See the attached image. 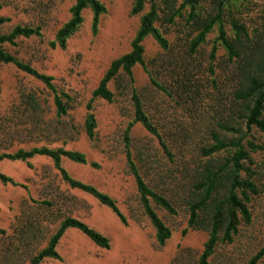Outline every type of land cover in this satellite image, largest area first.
Returning a JSON list of instances; mask_svg holds the SVG:
<instances>
[{
    "label": "rangeland",
    "instance_id": "374dc122",
    "mask_svg": "<svg viewBox=\"0 0 264 264\" xmlns=\"http://www.w3.org/2000/svg\"><path fill=\"white\" fill-rule=\"evenodd\" d=\"M76 0H0V16L10 22L0 27V35L16 26L41 27L42 37L20 39L16 47L6 49L41 74L53 78L59 92L69 95L68 116L58 117L53 95L41 82L14 66L0 65V154L47 147L78 151L100 169L76 165L64 159V167L77 180L91 184L111 195L118 203L127 224L91 196L71 189L61 178L52 160L38 157L29 163L3 161L0 172L23 186L4 185L0 181V264H31L44 250L61 223L73 217L110 240V249L97 247L76 230H69L58 246L60 261L42 264H199L209 233L189 229L185 202L197 169L207 160L199 157V146L213 143L211 131L231 115L230 67L220 49L211 62L210 54L217 32L200 52L189 57L190 29L179 25L158 26L170 41L164 52L148 38L145 42L148 71L167 91L154 87L149 74L140 66L134 69L135 83L125 76L110 85L115 101L93 102L98 121L96 142L84 132L87 105L112 62L130 51L139 28V16H132L133 0H99L107 8L97 35L92 30V12L84 13V23L65 50L52 49L50 43L71 17ZM264 0L253 2L242 15L253 29L264 24ZM216 72L212 76L210 68ZM213 81L217 82V88ZM185 87L186 90H185ZM142 97L146 110L161 131L172 156L160 141L140 124L130 131V149L146 182L170 199L177 215L156 207L159 216L172 230L165 246L156 240V232L139 202L135 180L129 172L124 137L134 120L132 90ZM233 124V123H232ZM234 125V124H233ZM246 141L263 147L251 153L247 165L253 172L258 194L249 204L252 223L243 224L230 244L221 243L211 264H247L264 247V134L245 124ZM225 140L236 136L221 133ZM232 154L222 153L214 161ZM185 231L187 233L185 234ZM264 264V261L261 263Z\"/></svg>",
    "mask_w": 264,
    "mask_h": 264
},
{
    "label": "trees",
    "instance_id": "16d2710c",
    "mask_svg": "<svg viewBox=\"0 0 264 264\" xmlns=\"http://www.w3.org/2000/svg\"><path fill=\"white\" fill-rule=\"evenodd\" d=\"M255 1L258 0H133L131 15L139 16L140 21L130 51L112 62L99 86L93 92L92 101L87 105L83 128L88 139L96 142L98 121L93 102L100 99L113 103L116 97L110 88L113 82L125 76L129 84L133 85L135 83L134 69L140 66L149 74L154 87L167 92L148 71L145 58L144 44L148 38H152L164 52L171 49L170 41L158 26L160 22L167 26H178L179 22H184L185 24H180L182 28L190 29L189 57L196 56L208 43L209 37L217 32L210 59L214 62L220 49L226 53V61L230 67L229 80L233 85L232 104L229 121L218 123L219 131H211L213 143L199 146L196 149L199 150V157L207 160V163L197 169L185 202L189 213V229L204 230L209 233L199 264H211L210 260L217 247L221 243H232L240 233L241 226L243 224L249 226L252 223L253 217L249 204L251 196L259 192L253 182L254 172L247 165L252 162L251 153L259 152L263 150V147L254 141H246L249 133L244 134V131L238 127L239 124H245L248 131L255 128L264 134V24L261 29L252 30L242 18L244 12ZM2 9L0 5V12ZM87 10H90L93 15V34H98L101 19L107 13V8L99 0H76L70 10V19L57 32L55 40L49 44L52 49L65 50L67 48L68 42L82 27L85 19L84 13ZM9 22V18L0 16V27ZM42 36L41 27L21 25L16 26L8 34L0 35V65L14 66L20 72L45 85L53 95L58 117H66L68 116V105L65 101L71 100L69 95L59 92L52 77L41 74L33 66L21 61L6 49L7 46L16 47L20 39L29 40ZM210 72L212 76H215L214 67L210 68ZM213 85L217 88L216 81H213ZM1 93L0 88V95ZM131 103L134 120L124 137L127 167L135 180L140 206L155 229L156 240L160 246H165L172 238V230L159 216L156 207L171 216L177 215V210L173 202L156 192L140 172L130 149L131 129L136 124H140L150 135L160 141L166 154L170 157L172 154L135 88L132 90ZM221 133L236 137L225 140ZM226 152L232 154L223 161H214L215 157ZM38 157L52 160L62 180L71 189L91 196L101 206L109 209L122 224H127L126 217L111 195L91 184L75 179L64 167V159H67L76 165L90 166L96 170L101 168L98 163H90L87 155L82 152L63 148L36 147L31 150H19L12 154H0V163L3 161L29 163ZM0 181L4 185L21 186L1 172ZM69 230L80 232L101 249H110V240L105 235L79 219L68 217L51 237L48 246L32 258L31 264H42L46 260L60 261L58 246ZM263 261L264 247L247 264H261Z\"/></svg>",
    "mask_w": 264,
    "mask_h": 264
}]
</instances>
